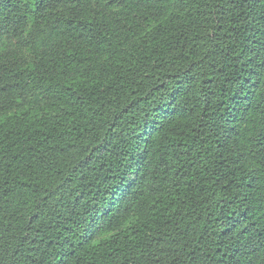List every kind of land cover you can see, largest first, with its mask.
Instances as JSON below:
<instances>
[{"label": "trees", "instance_id": "obj_1", "mask_svg": "<svg viewBox=\"0 0 264 264\" xmlns=\"http://www.w3.org/2000/svg\"><path fill=\"white\" fill-rule=\"evenodd\" d=\"M0 264H264V0H0Z\"/></svg>", "mask_w": 264, "mask_h": 264}]
</instances>
